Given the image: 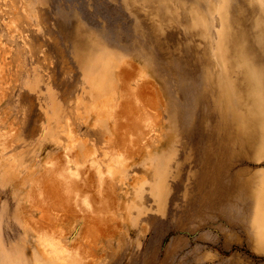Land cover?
<instances>
[{
	"label": "rangeland",
	"instance_id": "obj_1",
	"mask_svg": "<svg viewBox=\"0 0 264 264\" xmlns=\"http://www.w3.org/2000/svg\"><path fill=\"white\" fill-rule=\"evenodd\" d=\"M0 264H264V0H0Z\"/></svg>",
	"mask_w": 264,
	"mask_h": 264
}]
</instances>
